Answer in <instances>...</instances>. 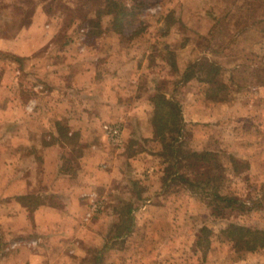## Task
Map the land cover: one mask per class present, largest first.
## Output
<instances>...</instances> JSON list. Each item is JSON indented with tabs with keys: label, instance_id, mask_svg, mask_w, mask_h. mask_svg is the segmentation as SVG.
<instances>
[{
	"label": "crops",
	"instance_id": "crops-1",
	"mask_svg": "<svg viewBox=\"0 0 264 264\" xmlns=\"http://www.w3.org/2000/svg\"><path fill=\"white\" fill-rule=\"evenodd\" d=\"M20 6L0 0V264H200L204 211L187 207L186 193L164 189L172 180L161 147L128 157L149 188L130 192L126 209L115 206L123 174L109 169L117 156L99 144L101 136L106 140L102 126L122 125L119 151L143 138L158 142L152 98L159 91H141L136 77L142 47L118 34L95 41L87 33H70L59 45L60 18L37 5L29 23H21L11 12ZM189 97L178 99L185 127H216L221 109L234 112L226 100L204 107ZM93 193L103 208L87 219ZM258 254L247 258L257 261Z\"/></svg>",
	"mask_w": 264,
	"mask_h": 264
},
{
	"label": "rangeland",
	"instance_id": "rangeland-1",
	"mask_svg": "<svg viewBox=\"0 0 264 264\" xmlns=\"http://www.w3.org/2000/svg\"><path fill=\"white\" fill-rule=\"evenodd\" d=\"M16 1L23 6L15 7L11 12L18 15L21 23L23 21L29 23L37 5H43L53 17L60 18L59 45L66 41L70 33L74 36L87 33L90 38L91 36L96 38L95 41H98V36L104 37L103 34H118L122 36L119 39H123L126 44L135 42L142 47L140 69L136 76L141 91L155 88L175 100L190 96L188 101L196 99V102H201L204 107L213 105L214 100L209 95L208 84L197 80L184 82L183 73L190 64L212 63L220 67V73L216 76L220 83L229 80L235 67L241 70L238 76L244 78L248 76L249 65H253L250 64L251 61H255L254 66L264 65V40L262 41L259 36L261 32L256 33L258 41L249 42L247 38L239 37L237 44L229 46L233 37L237 36L243 27L238 30V25L233 24L234 21L259 20L261 15H264V0ZM114 2L121 3L128 9L124 11L125 25L121 27L123 31L121 34L119 30L115 31L116 17L106 15ZM115 10L117 13L123 12L120 7ZM100 16L103 17V32L96 27V21ZM18 24L20 22H15V26ZM222 100H226L228 105L233 107L231 117L224 115L221 109L218 118L221 122L216 127L211 122L190 123L186 125L184 132L179 131L168 136L167 143L175 148L179 146L184 150L193 151L200 147L199 152L216 153V157H211L205 162L187 158L182 160L183 166H180L178 158L167 159V151L159 139L157 144L153 145L143 138L142 141L130 143L128 147L126 144L125 150L120 151L110 146L107 137V142L102 136L98 142L105 144L113 157L117 156V162L114 160L115 164L109 169L114 172L116 167L121 168L117 171L121 170L123 174L118 175L122 180L120 178L121 181L119 180V184L117 181L114 188L116 195L126 199L116 200L115 206L118 205L116 207L120 210L128 207L130 192L138 194L149 188L145 173L138 167H132L128 157L142 148L161 147L160 161L164 162V166L165 162H168L163 169L166 176L170 178V174L178 171L193 183H198L193 186L180 180L173 181L171 178L172 181L166 182L164 189L170 193H186L187 207L199 205L204 211L203 228L198 232L199 256L196 254L201 261L200 264H244L242 259L247 261L245 264H264V249L258 251L257 261L252 260L253 258L248 259V253L236 251L234 243L228 239L225 232L230 224L264 229V86L249 85L233 97H220L215 101ZM108 124L111 123L102 126L103 130ZM217 135L219 138H216ZM199 137L204 140L195 144L194 139ZM233 153L241 155L237 159L241 162L239 167L242 166V169L237 173L233 171L230 161ZM248 159L252 167L246 169L242 164L245 161L249 163ZM100 168H104L103 165ZM220 176L221 181L217 179ZM218 191L222 195L237 196L248 210L241 211L238 208L240 205L235 209L227 207L226 203L216 198ZM118 217L117 223L121 226L125 218L122 220L120 216ZM114 233L112 231L110 235ZM107 253L110 254V251ZM93 257L95 253L92 259Z\"/></svg>",
	"mask_w": 264,
	"mask_h": 264
},
{
	"label": "trees",
	"instance_id": "trees-1",
	"mask_svg": "<svg viewBox=\"0 0 264 264\" xmlns=\"http://www.w3.org/2000/svg\"><path fill=\"white\" fill-rule=\"evenodd\" d=\"M118 7L122 8L121 11L123 12L117 13L115 9H117ZM127 10L128 9L126 6L122 5L121 3L114 2L112 9L109 10V12L106 14L116 17V19H114L116 32L117 30H119L118 32L120 33L123 32L121 30V27L123 28V26L125 25L124 17L126 14L124 11ZM261 16L262 17H260L259 20L253 21L251 19V21L248 22H246V20H235L233 24L238 25V30L241 26L243 27H241L242 29L237 33V36L233 37V40L229 43V46L231 47L237 44L239 37H245L249 40V42L254 40L258 41L256 36V33L258 31L261 32V35L259 36H261V40L263 41L264 15L262 14ZM102 18L103 17L100 16L96 21V27L100 28L101 32H103ZM255 26H258V28H256ZM254 63L255 61L250 62V64L253 65H249L248 76L244 78L239 77L238 73L241 72V70L238 67H235L232 70V74L229 80L224 83H220L216 80V76H218L220 73V67L212 63L208 65L205 63L190 64L189 67L184 71L183 78L186 82H189L191 80H198L200 82H205L206 84H208L210 86L209 95L212 100H216L220 97H233L236 93L240 92L242 89H246V87H248L249 85L260 84L261 86H264V65L257 64L254 66ZM152 102L154 103L155 107V116L153 119L155 136L157 140L159 139L162 142L164 150L167 151V159L173 160L178 158V165L183 166V159L193 158L199 162H205L209 158L217 156L216 153L210 151L197 152L192 150H184L181 147L176 149L173 145L167 143L169 134L172 135L178 133L183 128H185V123L182 118L181 104L174 98H168L167 94L162 92H158L157 94H155L152 98ZM230 161L232 162L233 171L235 173H237L239 169H242V166L239 167V164L241 162L237 158H235L234 156H230ZM242 165H244V168L246 169L250 168L249 163L246 161ZM170 178H173V181L180 180L193 186H196L198 184L193 183L191 180L184 177V175H181L178 171L170 174ZM220 178L221 176L217 179L221 181ZM216 198L221 202L226 203V206L231 209H235L240 205V207L238 208H240L241 211L246 212L248 210L245 203L235 195H222L220 191H218L216 194ZM225 232L228 239L234 243L237 252L254 253L264 249V229L230 224ZM120 234H122V232Z\"/></svg>",
	"mask_w": 264,
	"mask_h": 264
},
{
	"label": "built area",
	"instance_id": "built-area-1",
	"mask_svg": "<svg viewBox=\"0 0 264 264\" xmlns=\"http://www.w3.org/2000/svg\"><path fill=\"white\" fill-rule=\"evenodd\" d=\"M104 131L108 139V142L112 146L116 148L123 147L124 145L123 128L119 123H111V124L105 125ZM90 196L92 199L91 209L87 215V219L99 215V213L101 212L103 208L101 201L97 198L95 193L91 194Z\"/></svg>",
	"mask_w": 264,
	"mask_h": 264
}]
</instances>
